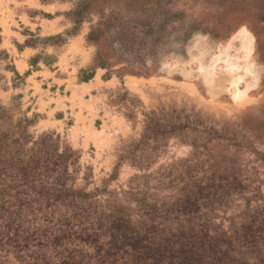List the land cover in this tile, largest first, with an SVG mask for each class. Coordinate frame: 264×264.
Instances as JSON below:
<instances>
[{
  "label": "rangeland",
  "instance_id": "obj_1",
  "mask_svg": "<svg viewBox=\"0 0 264 264\" xmlns=\"http://www.w3.org/2000/svg\"><path fill=\"white\" fill-rule=\"evenodd\" d=\"M14 1H5L14 18L19 22L22 14L34 25L19 23L22 38L7 35L6 45L0 33V105L8 114L1 123L35 113L28 130H52L76 149L81 166L71 185L84 184L91 203L101 209L117 198L122 205L125 197L140 217L157 221L180 187L193 181L186 170L199 163L206 176L215 170L239 180L245 197L256 184L264 194V0H91L73 32L75 0H24L13 7ZM50 21L60 30L42 34L41 22ZM74 37L87 57L81 64L79 53L67 60L76 66L75 82L95 70L100 81L82 95L90 113H81L84 121L72 134L75 116L67 107L53 111L56 124H39L47 113L31 107L25 78L51 68L58 46ZM24 46L35 50L18 71L14 58ZM80 67L92 69L91 76L79 80ZM243 203L232 198L225 213ZM239 223L237 215L232 226ZM77 227L72 243L91 240L84 225ZM220 228H228L226 220ZM38 244L31 238L23 246L0 243V264H56L45 255L25 261Z\"/></svg>",
  "mask_w": 264,
  "mask_h": 264
},
{
  "label": "trees",
  "instance_id": "obj_2",
  "mask_svg": "<svg viewBox=\"0 0 264 264\" xmlns=\"http://www.w3.org/2000/svg\"><path fill=\"white\" fill-rule=\"evenodd\" d=\"M90 3L74 1L75 24L68 32L77 28L84 18L82 9ZM91 74L92 69L80 67L77 77L85 80ZM2 115L8 114L0 105V243L23 246L30 238L41 241L36 251L24 255L25 261L45 255L56 264H79L83 252L87 261L82 264H264L261 184L253 185L254 194L245 197L239 180H226L215 170L206 176V166L199 163L186 170V178L193 181L180 187L157 221L140 217L125 197L122 205L117 198L100 209L89 201L92 194L83 192L84 184L71 185L81 166L76 149L52 130L35 135L28 130L35 113H21L7 125L1 123ZM235 197L244 200L242 207L225 213L224 205ZM237 215L240 223L233 227ZM214 216L220 221L213 222ZM223 220L226 229L220 228ZM80 224L91 240L72 243ZM56 239L62 243H54Z\"/></svg>",
  "mask_w": 264,
  "mask_h": 264
},
{
  "label": "crops",
  "instance_id": "obj_3",
  "mask_svg": "<svg viewBox=\"0 0 264 264\" xmlns=\"http://www.w3.org/2000/svg\"><path fill=\"white\" fill-rule=\"evenodd\" d=\"M6 0H0V33L4 35L2 39V44L6 45L7 35H14L15 37L21 39L22 35L18 30L20 24L25 25L28 28H32L34 23L24 19L22 14L18 16L19 22L14 18L12 13L14 9H9ZM24 0H15L13 7H19L24 5ZM28 4V3H27ZM12 12H10V11ZM20 23V24H19ZM59 26L53 25L50 21L48 23L41 22L40 32L42 34H48L51 32H56ZM8 49L13 52L14 48L10 46ZM34 48L31 46H24L16 58H14V64L18 71L24 70L26 68L25 57L34 52ZM79 53L80 62L86 61V53L82 50L80 40L78 37L69 38L66 42H63L58 46V52L56 54V59L54 60L53 66L51 68L40 67L36 70L31 71L26 76L25 86L27 88V95L34 97V103L31 107L35 109L44 111L47 115L39 120V124L42 126L56 124L59 120L58 117L52 115L53 111L59 109H65L66 107L74 111L75 122L72 134L77 128L80 121H84L81 113L86 111L90 113L89 102L85 101L82 97L84 92H86L87 87L91 83H97L100 81L99 72L100 70H95L91 78L86 81L75 82V64H68L67 60L69 58H74V56ZM82 127H80L81 129Z\"/></svg>",
  "mask_w": 264,
  "mask_h": 264
}]
</instances>
